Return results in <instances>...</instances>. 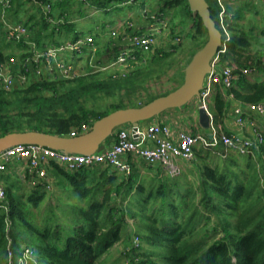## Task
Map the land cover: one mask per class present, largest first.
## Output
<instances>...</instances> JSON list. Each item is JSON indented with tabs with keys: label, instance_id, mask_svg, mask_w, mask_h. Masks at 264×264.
Instances as JSON below:
<instances>
[{
	"label": "trees",
	"instance_id": "obj_1",
	"mask_svg": "<svg viewBox=\"0 0 264 264\" xmlns=\"http://www.w3.org/2000/svg\"><path fill=\"white\" fill-rule=\"evenodd\" d=\"M27 1L36 5L39 14H30L23 23L38 46H43L60 43L73 33L76 39L82 34L73 29L70 21L76 2L80 15H85L87 11L81 10L82 5L110 12L115 5L127 6L139 0H10L6 18L22 22L20 11ZM141 1L132 21L137 22L141 13L147 16L157 13L160 21L167 17L172 36H184L196 44L191 58L208 40L203 19L192 11L188 0H154L157 7H153V0ZM207 1L221 28L218 7H213V0ZM255 1L241 0V7L228 4L227 21L232 38L222 55L224 63L236 68L238 79L232 91L244 103L264 101V74L250 78L259 70L264 72V54L252 56L250 49L255 35L251 36L239 21L242 7L257 6ZM46 4L51 5L49 13ZM147 7L153 8L151 15ZM51 19L63 22L53 24ZM58 34L63 38L57 40ZM260 34L264 37V28ZM93 35L98 47L97 61L114 59L117 55L111 45L113 39L101 41L99 30ZM10 44L5 47L9 48L7 52L0 47V59L20 47ZM180 46V42L169 41L162 47L135 52L136 59L131 60L125 76L91 72L73 78L42 77L25 87L0 89V137L31 129L70 135L84 123L92 126L110 111L90 105L91 99L141 82L142 74L152 75ZM91 57L92 54L88 56V70ZM186 66L180 72L182 81ZM244 67L256 71L246 75L241 72ZM156 97L151 96L145 103ZM111 107L120 108L117 103ZM210 108L216 122L227 117L228 101L220 87ZM116 137L114 133V141ZM224 154L222 144L216 147L200 144L179 175L171 174L159 163L146 162L151 172L143 176L134 163L133 171L125 174L105 164L71 171L51 160L49 175L69 199L60 197L62 203L50 200L48 205H45L47 190L42 185H33L27 173L18 177L29 186L20 192L21 183L12 180L7 169L2 174L5 180H0L6 188L7 206L0 208V264L8 263L11 252L17 264L19 249L24 246L34 252L29 264H107L111 249L119 242L124 244L125 256L118 258L116 264H264V143L250 154L235 151Z\"/></svg>",
	"mask_w": 264,
	"mask_h": 264
},
{
	"label": "built area",
	"instance_id": "obj_2",
	"mask_svg": "<svg viewBox=\"0 0 264 264\" xmlns=\"http://www.w3.org/2000/svg\"><path fill=\"white\" fill-rule=\"evenodd\" d=\"M216 1L223 40L217 53L212 58V69L206 74L199 97V108L204 107L210 116V133L205 134L185 129L175 130L170 123L162 121H153L144 128L140 125L137 129L128 123L129 126L118 130L117 137L110 146L101 147L97 152L88 155L65 153L38 144H16L6 152H0V172L7 170L8 164L18 159L25 163V170L20 172L21 177L28 173L33 185L51 188L52 178L48 171L51 160H56L71 171L105 164L120 172L130 174L133 170L130 159L138 157L150 164H162L171 174L179 175L182 171L180 161H188L194 158L195 148L200 144L205 147H216L222 144L225 149V156L229 151L241 154L253 153L254 148H258L260 144L264 143V135L254 125L253 136L245 135L243 130L247 126V115L250 112L264 116V101L244 103L237 100L232 91L238 79V74L235 72L236 68L233 65L222 61V55L227 51L228 42L232 38L229 22L227 21V17L230 16L228 12L229 0ZM0 2L3 6L2 15L6 41L20 45L14 54L5 59H0V89L5 91H11L16 87H25L32 80L42 77L52 79L56 77L73 78L82 74L84 70L95 71L97 65L101 69L119 66L120 72L111 74L125 76L130 70L131 60L136 59V54L130 46L149 51L159 44L157 26H161L162 22L160 21L159 25L155 26V23H152L148 19L149 16L146 15L149 24L147 30L143 33L134 32L137 27L141 28L135 21H126L124 26L110 30L109 35L113 39L111 44L113 50L120 49V54H117L109 62L97 61L96 52L98 47L92 33L79 36L77 39L65 43H45L43 46H38L30 29L24 23L6 20V8L10 7V0H0ZM44 7L47 13L51 11V5L46 4ZM156 17V15H152V18ZM77 52L80 54L79 58L76 56ZM85 53H88L87 56L92 54L89 63L91 70L86 67L88 66L87 63L84 65L79 62ZM254 71L256 69L253 67L241 68V72L246 75ZM218 87L223 91L228 103L231 102L232 104L231 108L235 122L240 127L238 132H226L221 128L220 123L215 121L210 102H213L212 96L215 95ZM90 127L88 123H84L81 127L74 128L70 136L87 132ZM5 200L6 188L0 182V208L5 207L7 209ZM135 242L138 244V237ZM25 248L17 264L30 263L29 260L34 252L28 247ZM30 252L31 256H29ZM8 263L16 264L12 252Z\"/></svg>",
	"mask_w": 264,
	"mask_h": 264
},
{
	"label": "rangeland",
	"instance_id": "obj_3",
	"mask_svg": "<svg viewBox=\"0 0 264 264\" xmlns=\"http://www.w3.org/2000/svg\"><path fill=\"white\" fill-rule=\"evenodd\" d=\"M248 1V0H247ZM264 1V0H262ZM153 4V7H157V4L154 3V0L151 2ZM253 4V2H250ZM257 6H249L245 8V6L242 7L243 9V15L239 19L240 23L244 25V28L249 32V34L253 37L252 45L250 52L252 56L255 58L257 57V54H264V37L260 34L262 28H264V2L262 3L261 1L257 0L255 1ZM142 4V1L139 0L137 3L130 4L127 6H118L115 5L110 12H105L104 10L97 9L96 7L89 8L90 5L88 4L86 7L82 5L81 10H84L86 12L85 15H80L78 12V5L77 2L74 4L73 8V14L71 19V23L73 26V29L76 31H82V34L80 36H86L90 33H96L97 30L101 31L100 40L101 41H108L110 39L109 32L112 28H118L119 24L123 23V21H132L135 19V14L136 11L140 8ZM228 4L232 5L233 7H237L240 4L241 7V0H229ZM35 4L32 3V1H27L26 5L22 8L20 11V17L19 21L24 22L23 20L27 18L30 14L36 13L37 8L34 6ZM212 5L215 9H217L218 5L215 0L212 1ZM148 10L151 12L153 8L147 7ZM257 11V12H256ZM260 11V12H258ZM38 13V12H37ZM39 14V13H38ZM36 14V15H38ZM157 15V13H156ZM158 16V15H157ZM127 18V19H126ZM165 18V19H164ZM161 19V26H157L159 32H158V41L159 44H157V47H162L165 45L169 44V41H174V42H180V47H178L169 57L167 58L166 62L163 63V65L157 66L156 71L153 72L152 75H147V73L142 74L140 79H142L141 82L135 83L133 86H130L129 88H122L120 91H116V93H107L103 92L100 95L99 98L97 99H91L89 101V104L92 106H98L99 108H108L110 112L116 110V108L111 107L112 103H117L119 104L120 108H126V107H131V106H140L145 104L147 100L151 96H161L166 92H169L171 90H174L175 87H178L183 83L182 81V76L180 75L181 70L185 65H187V62L189 58H191V51L195 48L196 44L193 43L192 41L185 39L184 36L177 37V36H172L171 31H170V24L169 20L167 17H164ZM217 18V16H216ZM137 19V18H136ZM148 19L152 22L155 23V26L160 22L159 17L152 18V16H149ZM146 18V14L141 13L139 18L137 19L139 22L148 20ZM6 20L10 21H16V19H13L9 16H7ZM137 21V22H138ZM59 22H63V20L59 19H54L52 20L53 24H58ZM98 25V26H97ZM105 25V26H104ZM162 25L164 26L163 29H161ZM168 25V26H167ZM104 29V32L102 31ZM165 27L167 28L165 30ZM102 29V30H101ZM138 30V31H135ZM147 30V28L144 26V28H138L134 29V32L138 33H143ZM84 31V32H83ZM93 31V32H92ZM103 32V33H102ZM63 34V33H62ZM62 34H58L55 36L57 40L63 38ZM249 35V36H250ZM73 35L70 36L69 39H61L63 43L71 40H75L76 38H73ZM255 38V39H254ZM8 45H11L10 42L6 41V38L4 36V18L2 15V6L0 4V47H4L5 51L9 50V48H5ZM134 52H145V50L136 47V46H130ZM114 53L120 54V49H115L113 50ZM7 52V51H6ZM71 53V52H68ZM70 55V54H67ZM88 53H85L83 57H81L79 62L82 64H86L88 62V59H86L88 56ZM105 55V54H104ZM76 56L79 58L80 54L77 52ZM87 56V57H86ZM111 57V56H110ZM109 57V58H110ZM69 58V57H68ZM77 58V60H78ZM106 59V57H103ZM113 58L110 60H106V62L111 61ZM262 59L264 60V55L262 56ZM120 67H109V69H101L100 66L97 65L95 68V71H87L84 70L82 71V74H87L88 73H95V72H108V73H118L120 72ZM255 72V71H254ZM264 74L263 71L259 70L258 74H251L250 78H260ZM212 96V100H213ZM211 100V101H212ZM199 97L193 98L190 102H188L186 105L182 107V109H178L183 113V115L186 117V121L189 124H195V126H198L199 119H195L193 114L198 115L199 112ZM212 105V102H210V106ZM232 104L231 102L228 103V107H230ZM119 109V108H118ZM177 109V108H176ZM186 114V115H185ZM154 118V117H153ZM146 120L152 121V119ZM146 121L141 122V126L144 128V123ZM184 122V121H183ZM129 126V124H123L115 128L114 133L116 134L119 129ZM193 132H202V133H210L209 128H204L200 124L198 126V131H193ZM114 134L110 136L108 139H106L101 147L103 146H110L113 141H114ZM130 162L133 166L136 165V171L139 172V174L147 175L148 173L151 172L149 167L147 166V163L144 159L138 158V157H132L130 159ZM182 162V161H181ZM184 163V162H183ZM188 163V162H187ZM187 163L183 164L186 165ZM63 165V164H62ZM161 167V166H160ZM8 170L11 171V179L14 180L15 182L18 180V177L20 176V172L25 170V163L22 161L16 159L12 163L8 164ZM5 170V171H8ZM5 171L0 172V180L4 181L6 176L2 175ZM133 171V170H132ZM128 174V173H127ZM2 175V176H1ZM19 183H21V188L20 192H25L26 188H28V183L26 182H21L18 180ZM44 189L47 190V198L45 201V205H48V202L51 200L54 204H59L62 203L60 200V197H62L63 200H68L69 198L67 197L66 192L63 193L61 191V188H59L58 183L52 178V186L51 188H48L46 186H43ZM45 205H43L44 208ZM26 246L23 248H20L19 251L22 254ZM124 244L122 242L117 243L112 249L110 254L108 255V258L106 259L105 263L111 264L114 262L116 264V260L118 258H124L125 254L123 253L124 251ZM28 254V253H27ZM31 252L29 253V256H31ZM30 261V260H29ZM2 264H8L7 262H3ZM118 264V263H117Z\"/></svg>",
	"mask_w": 264,
	"mask_h": 264
},
{
	"label": "water",
	"instance_id": "obj_4",
	"mask_svg": "<svg viewBox=\"0 0 264 264\" xmlns=\"http://www.w3.org/2000/svg\"><path fill=\"white\" fill-rule=\"evenodd\" d=\"M188 2L192 11L202 17L209 37L187 64L184 81L180 86L143 105L116 109L97 119L89 131L75 136L34 129L9 132L0 137V152H6L16 144H38L65 153L93 154L114 134L116 127L130 123L137 129L142 121L158 116L170 108H182L193 98L200 97L206 74L212 69V58L222 44L223 34L212 17L207 0ZM199 121L202 127H210V116L204 107L199 108Z\"/></svg>",
	"mask_w": 264,
	"mask_h": 264
},
{
	"label": "crops",
	"instance_id": "obj_5",
	"mask_svg": "<svg viewBox=\"0 0 264 264\" xmlns=\"http://www.w3.org/2000/svg\"><path fill=\"white\" fill-rule=\"evenodd\" d=\"M126 21H123L122 24L120 23L119 27L124 26L126 24ZM136 23H139L138 25H140L141 28H144V26L147 28L149 21L145 20V21L136 22ZM231 106L228 107L227 117L224 119L223 122H220L221 128L224 131L229 132V133L238 132L240 130L239 129L240 127L235 122V117L233 115ZM178 109L180 110L182 108H177V109L176 108H170V109L165 110L160 115L155 116L152 119V121H148V122L146 121L144 123V127H146L149 123H151L153 121H162V122L170 123L172 125L173 129H175V130L185 129V130H191V131H198V126L200 124V121L198 122L199 123L198 126H195V124H189L186 121V117ZM193 115H194L195 119L196 118L199 119V112H198V115H196V114H193ZM253 125L258 129V131L264 133V116H262L258 113L250 112V114L247 115V126L244 127L243 133L245 135L253 136ZM105 147H107V146H105ZM102 148H104V146ZM181 161H180V163L183 166V164H185L186 162L184 160H181Z\"/></svg>",
	"mask_w": 264,
	"mask_h": 264
}]
</instances>
